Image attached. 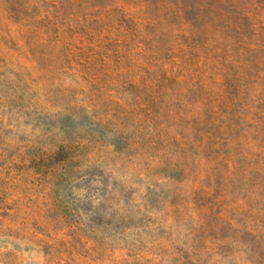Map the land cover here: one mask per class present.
Returning <instances> with one entry per match:
<instances>
[{
	"label": "rangeland",
	"instance_id": "rangeland-1",
	"mask_svg": "<svg viewBox=\"0 0 264 264\" xmlns=\"http://www.w3.org/2000/svg\"><path fill=\"white\" fill-rule=\"evenodd\" d=\"M0 264H264V0H0Z\"/></svg>",
	"mask_w": 264,
	"mask_h": 264
}]
</instances>
